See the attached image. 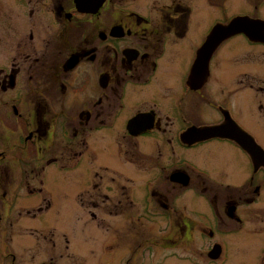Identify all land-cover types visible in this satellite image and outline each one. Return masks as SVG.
<instances>
[{"label": "flooded vegetation", "instance_id": "af4514ba", "mask_svg": "<svg viewBox=\"0 0 264 264\" xmlns=\"http://www.w3.org/2000/svg\"><path fill=\"white\" fill-rule=\"evenodd\" d=\"M29 3L0 54V264H264V0Z\"/></svg>", "mask_w": 264, "mask_h": 264}, {"label": "rangeland", "instance_id": "374dc122", "mask_svg": "<svg viewBox=\"0 0 264 264\" xmlns=\"http://www.w3.org/2000/svg\"><path fill=\"white\" fill-rule=\"evenodd\" d=\"M30 0H0V54L1 55H7V56H13V48L11 46L14 45L13 43V36H14V27L12 25H16L18 21H22L21 19L26 18L23 14V10H20L22 8H29L30 7ZM17 22V23H16ZM17 30V28H15ZM6 30V31H5ZM1 64V63H0ZM69 186V196L72 198L74 197L77 192L75 189ZM106 214L104 210L101 209V212L99 214ZM117 217H120L117 215ZM90 217L86 216L84 220H89L92 223H95L97 226V221L99 222V218H97V221H93L92 219H89ZM72 221V218L70 219V222ZM89 223V222H88ZM88 225V224H87ZM102 227H105L103 224H101ZM108 227V225H107ZM125 227V225H123ZM102 238L99 240L101 242L107 234H101ZM119 241L121 244L131 243L130 238L128 235V232L122 233L119 237ZM113 243V241H110V243ZM85 249H89L90 247H93V241L87 240L84 242ZM84 251V250H83ZM125 253L127 250H122ZM85 252V251H84ZM164 263L163 264H176L180 259L183 260L185 256L188 255V252L184 251H178L177 249L172 250H164ZM86 258L87 256H82V258ZM131 260L136 259L135 255V248L132 246V252L129 256ZM153 257L149 254L147 259L143 262V264H153L152 263ZM102 264H124L122 263V255L119 252L118 255H115L114 253L107 252V256L103 257Z\"/></svg>", "mask_w": 264, "mask_h": 264}, {"label": "water", "instance_id": "95a60500", "mask_svg": "<svg viewBox=\"0 0 264 264\" xmlns=\"http://www.w3.org/2000/svg\"><path fill=\"white\" fill-rule=\"evenodd\" d=\"M246 17H242L240 19L235 20L234 22H232L229 27L226 28L227 33H234L235 31H242L245 30L246 31V22L244 21ZM246 25V26H245Z\"/></svg>", "mask_w": 264, "mask_h": 264}]
</instances>
